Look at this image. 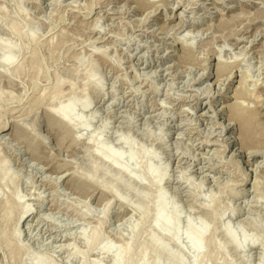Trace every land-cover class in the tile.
Masks as SVG:
<instances>
[{
    "label": "rangeland",
    "instance_id": "374dc122",
    "mask_svg": "<svg viewBox=\"0 0 264 264\" xmlns=\"http://www.w3.org/2000/svg\"><path fill=\"white\" fill-rule=\"evenodd\" d=\"M0 169V264H264V0H0Z\"/></svg>",
    "mask_w": 264,
    "mask_h": 264
},
{
    "label": "bare ground",
    "instance_id": "6f19581e",
    "mask_svg": "<svg viewBox=\"0 0 264 264\" xmlns=\"http://www.w3.org/2000/svg\"><path fill=\"white\" fill-rule=\"evenodd\" d=\"M7 49V47H4ZM11 62L10 60V57L8 58H5L3 60V64L5 65H9V63ZM12 63V62H11ZM221 66V65H220ZM220 70V69H219ZM222 71V70H221ZM220 71V72H221ZM241 96V95H240ZM69 101V100H68ZM75 101V100H74ZM82 101H85V100H81L80 102V105L82 108L86 109L88 106V104H86L85 102H82ZM76 102L74 103L73 101H69V104L67 103V106H64V108H61V109H58L56 110L55 112L52 113V117L57 120L59 123L65 125V127H68L71 128L73 126L72 122H75V123H79V121H77L76 119H78L77 117H75L74 115V110H75V107L77 106ZM232 118L234 120H236L237 122L240 123V144L245 147V148H251L253 146V135L251 133V130H250V124L248 122V120H246L244 118V116L242 115V112L240 110V107L239 106H236L234 110H232ZM75 117V118H74ZM83 123V122H82ZM122 144L126 145L129 149V153H127L128 155L126 156L127 158V161L128 162H131L135 159V151L133 150V148L131 147V145L127 142H123ZM145 155H147L145 153ZM102 156L105 160L107 161H118L119 159H122L123 158V154H122V158H121V155L120 154H117V153H114L112 151H110L109 149H102ZM148 156V155H147ZM124 159V158H123ZM2 169V168H1ZM1 169H0V180L1 181H8L7 179V174H2L1 173ZM3 170V169H2ZM123 171V169H121ZM147 172L151 175V176H156L158 177L157 175V172L155 171V169H151V167L149 168L148 167V170ZM163 177V175H162ZM164 178V177H163ZM162 180V178L160 179V181ZM164 180V179H163ZM161 194V193H160ZM158 196V195H157ZM158 198V199H157ZM156 198V203H155V209H156V218H155V221H154V228L155 229H161L163 230L164 232H169V231H173L174 233V237L175 238H178V233H179V228L177 229V224L176 225V220H177V215L176 213L172 210L170 211L169 209H167V204L165 203L166 201L164 200V197L162 195H159V197ZM8 209V208H7ZM23 209V208H22ZM137 212V210H136ZM27 214V211H19V217H18V222H20V220L22 219V217ZM179 220V219H178ZM179 226V225H178ZM153 227V226H152ZM162 231V232H163ZM207 229L205 227L203 228H199V229H196L193 227L192 224L188 223L187 224V227H186V231H185V239L187 240L190 248L192 251H194L195 253H199V251H201L200 249V246L202 244V241H203V238L205 236V233H206ZM14 232V231H13ZM229 232L231 231H228L225 232V236H226V239L229 240V242H231L232 244H234L233 246L236 247V249L238 248V245H237V241L235 242L232 234H230ZM18 235H16V238H17ZM180 237V236H179ZM89 239V238H88ZM87 239V240H88ZM90 241V240H89ZM88 241V242H89ZM150 242V248L154 250V252H156L158 255H163L166 257L167 261H168V264H182L181 260L179 259V257H177V255H172V253L168 254L167 250L165 251V246L162 247L161 245H158L153 239ZM239 243V242H238ZM250 243V242H249ZM254 243V242H253ZM240 244V243H239ZM104 246V245H102ZM130 246V245H129ZM241 246V245H240ZM129 247L125 248L124 251H122L120 253L119 256H117L115 259H113V261L117 264H121V260L124 258L123 256L125 255H128L129 253ZM147 248V247H146ZM104 251L106 252H109L110 250L112 251V249H110L108 247V245L104 246L102 248ZM142 249V248H141ZM101 250V249H100ZM145 252H143V255H144ZM201 253V252H200ZM131 254V253H130ZM123 257V258H121ZM141 259V258H140ZM263 260H264V256H263ZM40 261V260H39ZM262 261V260H261ZM145 261H143V258L141 260V262H138L139 264H145L144 263ZM197 262V261H196ZM37 264V262H35ZM127 263V262H126ZM137 263V264H138ZM262 263H264L262 261ZM40 264V263H38ZM154 264H160L159 261L156 259L155 260V263ZM197 264V263H196Z\"/></svg>",
    "mask_w": 264,
    "mask_h": 264
}]
</instances>
